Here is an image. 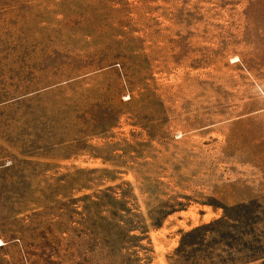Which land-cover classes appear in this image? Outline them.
Segmentation results:
<instances>
[{
    "label": "rangeland",
    "instance_id": "obj_1",
    "mask_svg": "<svg viewBox=\"0 0 264 264\" xmlns=\"http://www.w3.org/2000/svg\"><path fill=\"white\" fill-rule=\"evenodd\" d=\"M0 264H264V0H0Z\"/></svg>",
    "mask_w": 264,
    "mask_h": 264
}]
</instances>
